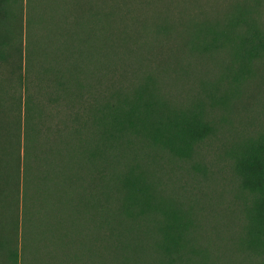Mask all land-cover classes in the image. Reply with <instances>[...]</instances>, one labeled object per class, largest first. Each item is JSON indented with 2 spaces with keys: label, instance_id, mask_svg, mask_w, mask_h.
<instances>
[{
  "label": "trees",
  "instance_id": "1",
  "mask_svg": "<svg viewBox=\"0 0 264 264\" xmlns=\"http://www.w3.org/2000/svg\"><path fill=\"white\" fill-rule=\"evenodd\" d=\"M180 9L0 0V264H83L97 244L106 264H264V131L231 149L246 199L223 254L162 196L167 163L191 159L214 132L205 99L167 91L180 55L226 53L237 86L264 54L250 6L214 20Z\"/></svg>",
  "mask_w": 264,
  "mask_h": 264
},
{
  "label": "rangeland",
  "instance_id": "2",
  "mask_svg": "<svg viewBox=\"0 0 264 264\" xmlns=\"http://www.w3.org/2000/svg\"><path fill=\"white\" fill-rule=\"evenodd\" d=\"M176 1L180 3L185 18L197 15L198 18L213 20L222 18L235 6L248 5L256 11L255 18L264 28V0ZM184 55L186 53L180 55L166 79L169 84L167 91L175 97L174 101L205 99L207 119L214 132L196 146L191 159L167 163V175L160 176L165 190L162 196L191 213L198 229L194 228L195 234L203 247L210 254L219 255L224 252V242L240 232L243 221L239 211L246 199L238 185L231 149L236 143L264 131V54L254 62L253 73L237 86L223 75L228 59L226 53L220 52L200 62L184 59ZM207 96L209 100L205 98ZM94 234L91 229L89 237H94ZM100 248L97 244L96 249H88V257L83 264H106L105 255H99ZM68 253L70 260L71 251Z\"/></svg>",
  "mask_w": 264,
  "mask_h": 264
}]
</instances>
